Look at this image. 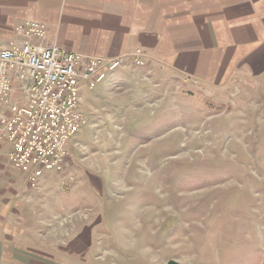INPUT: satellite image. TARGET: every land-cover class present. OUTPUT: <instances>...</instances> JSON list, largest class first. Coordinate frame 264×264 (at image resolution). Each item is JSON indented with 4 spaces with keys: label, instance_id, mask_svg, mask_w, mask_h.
Returning a JSON list of instances; mask_svg holds the SVG:
<instances>
[{
    "label": "rangeland",
    "instance_id": "374dc122",
    "mask_svg": "<svg viewBox=\"0 0 264 264\" xmlns=\"http://www.w3.org/2000/svg\"><path fill=\"white\" fill-rule=\"evenodd\" d=\"M188 79L121 63L82 88L65 167L0 172L23 202L0 264H264V70Z\"/></svg>",
    "mask_w": 264,
    "mask_h": 264
},
{
    "label": "crops",
    "instance_id": "0c3cea01",
    "mask_svg": "<svg viewBox=\"0 0 264 264\" xmlns=\"http://www.w3.org/2000/svg\"><path fill=\"white\" fill-rule=\"evenodd\" d=\"M26 20L46 24L45 43L129 66L141 48L146 70L161 79L223 86L237 72L264 70V0H0V41L20 39L15 27ZM7 150L0 172L17 170ZM11 176L0 175L4 218L23 206L10 203L20 192Z\"/></svg>",
    "mask_w": 264,
    "mask_h": 264
},
{
    "label": "built area",
    "instance_id": "2783aa9c",
    "mask_svg": "<svg viewBox=\"0 0 264 264\" xmlns=\"http://www.w3.org/2000/svg\"><path fill=\"white\" fill-rule=\"evenodd\" d=\"M20 38L0 41V148L32 187L45 172L62 170L72 138L84 127L81 89L93 90L122 58H104L45 43V23H18ZM144 52L133 53L136 65Z\"/></svg>",
    "mask_w": 264,
    "mask_h": 264
},
{
    "label": "water",
    "instance_id": "95a60500",
    "mask_svg": "<svg viewBox=\"0 0 264 264\" xmlns=\"http://www.w3.org/2000/svg\"><path fill=\"white\" fill-rule=\"evenodd\" d=\"M167 264H180V263L175 260H170Z\"/></svg>",
    "mask_w": 264,
    "mask_h": 264
}]
</instances>
